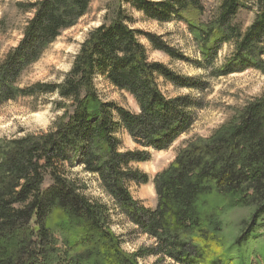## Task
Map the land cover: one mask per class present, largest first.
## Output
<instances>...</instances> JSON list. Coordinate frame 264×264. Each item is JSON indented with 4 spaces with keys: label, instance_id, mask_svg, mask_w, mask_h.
I'll list each match as a JSON object with an SVG mask.
<instances>
[{
    "label": "trees",
    "instance_id": "obj_1",
    "mask_svg": "<svg viewBox=\"0 0 264 264\" xmlns=\"http://www.w3.org/2000/svg\"><path fill=\"white\" fill-rule=\"evenodd\" d=\"M93 0H38L16 7L31 17L0 62V109L51 100L53 127L0 139V264H264V95L209 137L185 141L154 180L157 204L135 199L150 176L137 165L170 150L207 108L208 83L150 59L148 46L212 78L264 75V0H115L91 29L59 83L21 82ZM128 9L159 24L183 23L199 49L191 60L163 37L134 28ZM253 12L245 27L242 12ZM8 30L0 20V34ZM227 50V52H225ZM103 80L129 95L137 112L104 99ZM188 91V94L182 93ZM125 133L135 150L125 149ZM93 177L108 202L72 177ZM115 216L154 244L123 248Z\"/></svg>",
    "mask_w": 264,
    "mask_h": 264
},
{
    "label": "rangeland",
    "instance_id": "obj_2",
    "mask_svg": "<svg viewBox=\"0 0 264 264\" xmlns=\"http://www.w3.org/2000/svg\"><path fill=\"white\" fill-rule=\"evenodd\" d=\"M36 1L38 0H0V20L5 17L8 22V30L0 34V62L11 49L18 45L22 38L21 29L31 17V14L21 13L16 5ZM111 4L113 9L115 0H93L90 14L81 19L74 28L62 34L40 62L26 73L21 85L25 87L37 82H61L64 75L71 69L74 57L78 53L87 33L103 23L106 14L110 15L112 13V9H108ZM128 14L134 19L135 29L163 37L168 45L191 60L200 58L199 49L185 24L178 22L159 24L147 20L141 14L130 9H128ZM254 18L255 13L249 11L242 12L239 16L240 22L245 27L249 26ZM144 43L149 48L152 61L163 63L184 76L196 77L208 83V91L205 95L208 105L198 115V121L192 131L182 137L168 151L156 152L150 150V161L137 165L140 170L150 176L151 182L142 186L133 185V196L135 199L142 201L146 207L154 208L157 204L153 184L155 176L174 161L177 150L185 141L197 137L206 138L211 136L215 130L248 102L262 97L264 95V75L258 71L250 70L226 78L215 79L209 73L199 70L189 63L172 61L163 53L152 50L146 41ZM99 89L105 100L115 102L126 109L137 112V105L129 95L117 91L103 80L99 81ZM182 93L188 94L189 92L183 91ZM53 100L54 98L51 100L42 99L39 103H35L29 99H22L2 107L0 109V139L49 131L59 115L53 110ZM119 137L125 149H136L135 144L127 134L121 133ZM71 174L74 179L88 186V195L91 199L108 202L93 177L83 173L80 168H75ZM114 220L113 230L122 238L123 248L126 252L134 253L154 244V241L148 237L134 233L133 227L125 223L120 217L115 216ZM141 263L172 264L170 261L158 263L155 257H148L142 260Z\"/></svg>",
    "mask_w": 264,
    "mask_h": 264
}]
</instances>
